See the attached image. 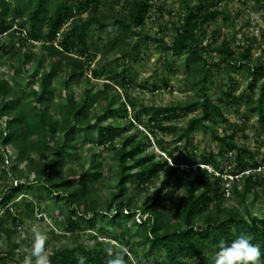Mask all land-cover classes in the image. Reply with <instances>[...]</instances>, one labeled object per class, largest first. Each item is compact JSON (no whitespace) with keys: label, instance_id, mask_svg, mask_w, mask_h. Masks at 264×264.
<instances>
[{"label":"trees","instance_id":"trees-1","mask_svg":"<svg viewBox=\"0 0 264 264\" xmlns=\"http://www.w3.org/2000/svg\"><path fill=\"white\" fill-rule=\"evenodd\" d=\"M194 1L181 0L171 44L156 39L162 58L182 60L183 83L193 97L150 108L154 112L143 133L133 129L145 123L144 105L129 117L127 108L136 110L137 101L130 95L121 99L118 89L136 81L129 64L132 57L142 60L143 39L151 38L144 25L154 0H0V66L10 62L26 80L13 85L0 74V170L13 173L0 191V264H21L33 240L23 242L17 236L36 211L41 219L49 213L62 230L60 237L70 233L75 238L73 246L50 253L52 264H77V253L85 256L86 264H107L108 245L127 246V264L131 253L139 264H150L153 257L154 264H213L219 241L230 243L241 233L260 246L264 261V216L254 215L247 205L257 188L264 193V159L258 160L250 147L239 142L243 127L229 135L214 126L225 119L224 108L215 100L226 107L236 105V112L244 103L241 117L257 114L264 123V81L259 83L264 79V60L254 61L252 45L237 52L224 39L216 61L212 43L204 44L207 27L220 18L228 25L238 15L226 4L220 9L214 0L209 4L210 0H196V5ZM37 43L41 46L35 54L28 47ZM112 54L116 58L109 63L106 59ZM95 60L98 65L91 68ZM223 63L251 75L240 95L230 83L227 91L223 89V80L233 78ZM61 73H65L64 100L53 105L52 86ZM84 79L89 86L77 98L71 85ZM213 87L223 90L220 96L211 94ZM97 102L101 105L93 109ZM195 112L180 129L167 124ZM158 130L185 142L191 158L186 167L165 146L161 150L168 156L162 160L156 151H148L150 137ZM197 131L209 132L218 143L216 156L199 158L188 149ZM94 133L86 165L80 161V150ZM9 145L15 149L11 172L3 151ZM101 147L112 150L116 167L109 166L108 173L94 151ZM228 153H235L236 160L225 169L217 158ZM72 161L82 170L68 167ZM161 176L159 191L138 205L139 193ZM111 181L114 188L103 200L100 193ZM171 186L175 192L166 193ZM230 193L236 196L235 205H226ZM87 231L89 243L80 242Z\"/></svg>","mask_w":264,"mask_h":264},{"label":"rangeland","instance_id":"rangeland-1","mask_svg":"<svg viewBox=\"0 0 264 264\" xmlns=\"http://www.w3.org/2000/svg\"><path fill=\"white\" fill-rule=\"evenodd\" d=\"M124 0H122L123 2ZM212 0L208 2L211 3ZM198 1H194L196 5ZM214 3L222 9L224 5H228L229 10L233 15H238L233 23L226 25L221 18L217 21H213L208 25V39L206 43L211 42L214 56L216 61L220 60L219 49L222 45L224 39H227L230 43V46L235 51H241L243 48L253 46L251 54L254 58V61L260 58L264 60V0H214ZM155 7L151 13L146 17L144 31L148 33L151 38L143 39L141 45V59L136 60L132 57L129 67L134 71L136 75V81L133 86L122 88L119 87L118 94L121 99H125L127 95H130L132 98L136 99L137 107L136 110L129 106L128 116L133 117L135 112L142 109L141 104L144 105L145 123L136 125L133 129V132H137L136 127L140 129L141 132L146 133L145 124L148 123L149 118L152 115L154 110L150 109L152 107H166L170 103L184 102L187 99L193 97V91L189 90L183 83V78L185 76V69L182 64V60L179 58H174L172 56H164L162 58V51L157 50L158 41L157 38H164L168 44H171L174 25L178 23V13L182 8L181 0H154ZM104 9V8H102ZM106 36V34H105ZM41 43H37L33 46L28 47L32 50L33 53H39ZM22 46L18 47L19 49ZM211 49V50H212ZM17 57H14L12 64H16ZM116 58V55H110L106 61L109 63ZM97 60L93 61L91 68L97 67ZM113 65V64H112ZM34 62L29 66L32 70L34 69ZM222 67L229 70L232 75V79L229 80L225 78L223 83L225 84L223 89L228 90L227 85L230 83L235 90L237 95L243 92L247 88V84L251 79V75L246 72V70L240 69L236 70L230 64H222ZM121 71L120 69L118 70ZM4 74L13 85H19L21 83L25 84L26 80L23 79L21 75H17L14 71V68L11 66L10 62H3L0 66V74ZM91 77V74H89ZM94 83H102L103 79H93L90 78ZM65 73H61L54 81L52 86V95H53V105L58 104L64 100L65 93ZM261 80L259 83H262ZM89 84L86 83L85 79L74 83L71 85V90L74 92L77 98L83 95V92L88 88ZM223 90L220 87H213L211 89V94H216L220 96ZM247 95L250 94L248 89ZM258 94V89L256 90V96ZM215 99L217 97L215 96ZM215 103L221 105L224 108L225 119H219V123H215L214 126L219 130L221 134H234V131L238 127L244 128V132L238 134V139L241 144H244L252 149L256 153L258 160L264 159V123L259 120L257 114H249V117L246 119L242 118L241 115L246 112V105L242 103L239 106V111L236 112L234 108L236 105L224 106L219 100H215ZM101 104L99 102L93 105V109H98ZM196 115L195 113L188 114L186 116L180 117L179 119H174L167 122L168 125H174L177 129H180L186 124L188 119ZM127 122V121H126ZM125 122V123H126ZM152 139V147L148 151H156L162 157H159L158 160L166 158L168 155L165 154V150H161V146H165L169 150H173L176 155H179L182 158V166L186 167V163H190L191 158L188 156V150L184 141H178L177 138L168 134L162 130H158L156 135L150 137ZM96 139V133L86 145H82L81 148V160L86 161L87 164H90L91 153L87 154V149L94 147ZM119 143V140L115 142V145ZM188 149H193L198 153V157L202 158L210 155H217L219 151L218 143L213 141L209 132L197 131L193 135L192 143L188 145ZM3 151L6 152V165L7 168L12 171V166L14 162L15 149L12 145L8 147H3ZM99 159L104 163L105 173H108V167L113 166V170L116 165L112 160V150H102L101 148H95L94 150ZM235 153H228L227 156H220L217 158V161L221 163V167L228 169L229 165L235 163ZM228 159V160H227ZM229 161V162H228ZM170 162V161H169ZM229 163V164H228ZM228 164V165H227ZM194 166H197L195 164ZM68 167H77L82 170L78 163L75 161L69 162ZM212 168L210 167V170ZM135 169L134 171H136ZM13 173L9 175L1 173L0 170V191L3 189V186L6 182L10 180ZM225 175V174H224ZM16 183V182H15ZM162 184V176L158 178L154 183L150 184L147 189L139 193L137 198V204L141 205L142 202L148 197V195L155 194L159 191ZM227 186V185H226ZM114 188V182H108V185L102 189L100 193L101 199H105L109 191ZM166 193L173 194L175 188L173 186L169 187ZM232 192V191H230ZM178 195L181 194V191L176 192ZM22 196V195H21ZM19 195L18 199L21 197ZM226 205H235L236 196L230 193L229 199L225 201ZM247 205L249 206L250 211L254 215L264 216V193L261 188H257L250 198L247 200ZM244 209V206H242ZM139 216V215H138ZM44 218L41 219V215L36 211V214L26 221L25 226L21 230L20 234L17 236V239L22 240H33L32 228L35 227L37 230L44 232L48 236L47 247L49 253L54 251L56 248H61L62 246H73L74 237L70 233H65V235L59 236L62 232L61 228L58 227V223L46 213ZM88 231L81 234L80 242L89 243ZM17 240V241H19ZM110 241V240H109ZM92 244L93 241H90ZM115 245H118L116 242ZM127 247V246H126ZM137 249L141 250L140 246H136ZM26 249L29 250L27 247ZM25 249V250H26ZM128 249V247H127ZM24 248H21L23 251ZM129 251V250H128ZM129 253V252H128ZM156 258L153 257L150 260V264H154ZM129 262L131 264H139L137 257L131 253L129 254Z\"/></svg>","mask_w":264,"mask_h":264},{"label":"clouds","instance_id":"clouds-1","mask_svg":"<svg viewBox=\"0 0 264 264\" xmlns=\"http://www.w3.org/2000/svg\"><path fill=\"white\" fill-rule=\"evenodd\" d=\"M33 241L28 253L24 256L21 264H52L48 251V236L46 233L32 228ZM217 250L213 255V264H264L261 260V249L251 242L246 234H239L230 243L219 241ZM104 252L108 257L107 264H127L125 255L128 249L124 245L117 248L114 245L105 246ZM77 264H86V258L81 253L76 255Z\"/></svg>","mask_w":264,"mask_h":264}]
</instances>
